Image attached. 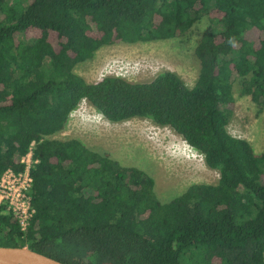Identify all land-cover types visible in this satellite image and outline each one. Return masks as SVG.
<instances>
[{
  "label": "trees",
  "instance_id": "1",
  "mask_svg": "<svg viewBox=\"0 0 264 264\" xmlns=\"http://www.w3.org/2000/svg\"><path fill=\"white\" fill-rule=\"evenodd\" d=\"M203 16L191 87L169 70L146 82L74 72L100 47L181 38ZM233 74L264 111V0H0V175L22 170L32 142L36 160L33 213L21 230L0 205V245L63 264H264V147L226 130ZM81 100L108 122L168 127L216 181L159 201L141 169L54 137Z\"/></svg>",
  "mask_w": 264,
  "mask_h": 264
},
{
  "label": "rangeland",
  "instance_id": "2",
  "mask_svg": "<svg viewBox=\"0 0 264 264\" xmlns=\"http://www.w3.org/2000/svg\"><path fill=\"white\" fill-rule=\"evenodd\" d=\"M207 28L208 21L203 16L181 38L100 47L91 59L78 63L74 72L87 82H95L105 75L146 82L160 71L169 70L191 87L198 71L193 48ZM231 88L234 101L226 130L234 137L245 139L254 152H260L264 147V111L257 112L249 97L239 94V79L234 74ZM54 137L77 138L93 150L108 153L121 165L141 169L153 179L154 193L161 202L178 195L191 183H213L218 177L215 170L204 165L202 155L168 127L140 118L108 122L84 100L69 114L65 128Z\"/></svg>",
  "mask_w": 264,
  "mask_h": 264
},
{
  "label": "built area",
  "instance_id": "3",
  "mask_svg": "<svg viewBox=\"0 0 264 264\" xmlns=\"http://www.w3.org/2000/svg\"><path fill=\"white\" fill-rule=\"evenodd\" d=\"M32 145L33 142L30 143L28 151L19 159L23 165L21 171L14 172L6 169L0 175V205L11 212L21 230L24 229L33 213L28 194L31 183L29 169L36 162L32 158Z\"/></svg>",
  "mask_w": 264,
  "mask_h": 264
},
{
  "label": "water",
  "instance_id": "4",
  "mask_svg": "<svg viewBox=\"0 0 264 264\" xmlns=\"http://www.w3.org/2000/svg\"><path fill=\"white\" fill-rule=\"evenodd\" d=\"M0 264H63L27 247L0 245Z\"/></svg>",
  "mask_w": 264,
  "mask_h": 264
}]
</instances>
